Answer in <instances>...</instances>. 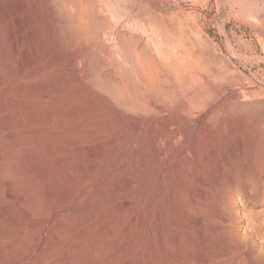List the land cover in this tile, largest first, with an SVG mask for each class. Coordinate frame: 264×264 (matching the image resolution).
<instances>
[{"label": "rangeland", "instance_id": "1", "mask_svg": "<svg viewBox=\"0 0 264 264\" xmlns=\"http://www.w3.org/2000/svg\"><path fill=\"white\" fill-rule=\"evenodd\" d=\"M69 1H61L66 14L79 17L82 10H93L100 41L60 32L53 0H0V157L6 168L21 170L14 180L0 175V264H90L94 259L99 264H204L200 257L209 250L224 246L234 252L237 237L245 236L239 244L250 248L251 257L232 252L206 264H264V0H137L138 14L126 0H78L81 8ZM108 30H133L143 37L142 45L158 34L184 36V91L171 95V87L162 85L157 87L161 107L131 112L82 79L83 64L74 67L71 60L83 48L108 64L106 74L121 78L132 66L125 64L127 55ZM149 43L148 52L160 61L162 51ZM196 135L203 142L197 147ZM213 155L221 160L218 166L212 167ZM72 176L78 180L71 183ZM54 188L56 195L50 192ZM100 188L109 194L98 199L96 210L69 223V210L53 213L60 195L70 209L87 203ZM31 200L40 211L32 217L24 211ZM123 200L129 205L117 212ZM214 211L230 216L232 226L223 230L220 220L213 222ZM249 212L257 215L255 230L246 227ZM60 226L64 229L56 233ZM49 242L55 244L51 250ZM124 242L131 245L128 250Z\"/></svg>", "mask_w": 264, "mask_h": 264}, {"label": "bare ground", "instance_id": "2", "mask_svg": "<svg viewBox=\"0 0 264 264\" xmlns=\"http://www.w3.org/2000/svg\"><path fill=\"white\" fill-rule=\"evenodd\" d=\"M62 0H53V2H52V4H54V9H55V12H56V18H57V20H55V21H57V27H59L60 29V32L61 31H63V32H65V33H67V35L70 37L71 36V38H73V37H75V36H73L72 37V35L75 33V32H79V34H78V36H80V37H84L83 39H87V40H84V41H88L89 39L88 38H91L90 40H91V42L93 41V42H95L94 40H96V39H98V38H100L99 36V30H97V28H98V25H97V21L95 22L94 21V18H93V15H91L92 14V11L90 12L89 10L88 11H83L82 10V12H83V14H81L80 12H81V10L78 12L77 10V12L78 13H80L79 14V17L75 14V12H73L74 14L73 15H70V14H66L65 13V8H64V6H63V4H62V2H61ZM70 1H73V3H74V5H75V7H76V5L78 6V8H81V7H79V1L78 0H70ZM69 1V2H70ZM81 1V0H80ZM125 1V0H124ZM126 1H129V4H130V6H131V10H133V11H131L132 13L134 12V13H137L138 14V11H136V9H135V6H137V0H126ZM144 1V0H143ZM150 1V0H149ZM88 2V1H87ZM155 2V1H154ZM64 3V2H63ZM125 3V2H124ZM65 5V4H64ZM71 5H72V3H71ZM83 5V4H82ZM153 5V4H152ZM86 6H88V5H86L85 4V6H84V8L86 7ZM139 6V5H138ZM93 7V6H92ZM91 7V8H92ZM87 8V7H86ZM86 8L84 9V10H86ZM89 8V7H88ZM156 8V7H155ZM142 10H145L146 11V9H143V8H141ZM49 10V9H48ZM127 10V9H126ZM140 10V9H139ZM142 10H141V12H142ZM73 11V10H72ZM148 11V10H147ZM161 12V14H162V10L160 11ZM50 13V12H49ZM91 13V14H90ZM127 13V12H126ZM143 13H145L144 11H143ZM142 13V14H143ZM148 13V12H147ZM145 14V15H149V14ZM159 13V12H158ZM142 14H140V16L142 15ZM164 14H165V12H163V16H164ZM130 15V14H129ZM51 16H52V14H51ZM127 17V16H126ZM142 17H143V15H142ZM142 17H140V18H142ZM151 17H150V15H149V17L148 18H146V19H150ZM137 19H139V18H137ZM50 20V19H49ZM54 20V19H53ZM133 20H134V18H133ZM136 20V19H135ZM140 20V19H139ZM138 21V20H137ZM143 21V20H142ZM145 21V20H144ZM150 24L152 23V22H150L149 20H147ZM155 22H157V21H155ZM172 22V21H171ZM52 23V22H51ZM174 24V23H173ZM152 25V24H151ZM171 26H172V24H170ZM52 26V25H51ZM116 26H118V25H116ZM150 26V25H149ZM55 27V26H54ZM137 27H138V25H137ZM174 27V26H173ZM111 28V27H110ZM109 29V28H108ZM111 29H115V28H111ZM132 29V28H131ZM135 29V28H134ZM155 29V28H154ZM56 30V29H55ZM112 30V32H110V30H108L109 32L108 33H111L113 36H115L116 37V39H117V41H118V43H119V47H122V48H115V47H117L116 45L114 46V49H119L120 51H121V49H124V50H122V51H124L123 52V54H125V55H127V59L125 58H123L124 59V61L125 60H127V62L125 61V64H131L132 66H130V68L128 67V70L126 69V73L123 75V77H121V75L123 74V72H122V74H120V73H118L119 71H120V69H118V71H117V74H119V76L121 77V78H118V77H116V76H113V75H109V74H106V73H104V69H105V67H107L108 66V64H107V66H106V64H104V62L105 61H101L98 57H95V56H90L89 55V51H88V48H83V49H80V50H78V52L76 53V55H74V57H72L71 55V57L73 58L71 61H72V63H73V66L75 67V64L77 63V64H83V68H84V70L82 71V79H84V80H86V81H88V82H90L97 90H99L100 92H102V93H104V94H106L107 96H109L116 104H117V106H119L120 108H122V109H124V110H127V111H131V112H136V111H138V110H145V113H146V110H151V111H154L155 112V110L156 109H158L159 108V106L161 105V103L163 104V100H161V99H163V97L161 98L160 97V95H158V91H157V87H160L161 89L160 90H162V85H164V86H170L171 88H167V87H165V88H167V89H169L170 91H171V95L172 94H175V95H177V93L178 92H183L184 91V89H185V45L183 44V42H181L180 41V39L182 38H184V36H180L179 38H177L176 39V37H173V36H169V35H167V34H165V35H162V34H158V35H156V36H151L150 37V40H148L152 45H155V46H157L158 47V49L160 50V52L162 51V55L160 56V61H157V59L155 58V57H153L149 52H148V50H147V43H148V41L146 42H144L145 44L144 45H142V42H143V40H142V38L141 37H138L134 32H133V30H131V32H128V33H124V32H114ZM163 32H164V30H162ZM57 31H55V33H56ZM60 32H59V34H60ZM103 33L105 32V31H102ZM133 32V33H132ZM106 33V32H105ZM104 33V34H105ZM67 35H66V37H67ZM108 36H109V34H107ZM112 35H111V38H112ZM78 36H76V37H78ZM102 37H103V34L101 35ZM68 37V38H69ZM75 37V39H77ZM52 38H54V37H52ZM103 38H107V36L105 35ZM110 38V37H109ZM108 38V39H109ZM75 39H72V41L71 42H69V43H71L72 45H73V43L72 42H74L75 44L76 43H78V42H75V41H73V40H75ZM81 39V38H80ZM94 39V40H93ZM107 39V43H108V40ZM114 39V38H113ZM147 39V38H146ZM66 40V39H65ZM68 40V39H67ZM106 40V39H105ZM176 40L178 41H180V43H177L175 46H174V44H173V42H176ZM185 40V39H184ZM96 41H100V40H96ZM112 41V39L110 40V42ZM117 41H115V42H117ZM183 41V40H182ZM90 42V41H89ZM109 42V43H110ZM185 42V41H184ZM50 43V42H49ZM68 43V44H69ZM112 43H114L113 41H112ZM149 43V44H150ZM82 44H84V43H82ZM99 44V43H98ZM103 44V43H102ZM171 44L174 46V47H171ZM51 45V44H50ZM58 45V44H57ZM71 45V46H72ZM85 45H86V43H85ZM84 45V46H85ZM90 45V44H89ZM95 45V44H94ZM104 45V44H103ZM102 45V46H103ZM108 45V44H107ZM73 46H81V45H73ZM83 46V45H82ZM100 46V45H99ZM86 47V46H85ZM87 47H89L88 45H87ZM105 47H106V44H105ZM104 47V48H105ZM75 48V47H74ZM74 48H71V49H74ZM81 48V47H80ZM90 48V47H89ZM100 49H101V47H99ZM103 48V49H104ZM107 48H108V46H107ZM113 48V47H112ZM76 49H78V48H76ZM103 49H101V51L103 50ZM157 49V48H156ZM155 49V50H156ZM93 50H96L95 52H96V54H99L100 52H98L97 53V49H96V47L95 48H93ZM92 50V51H93ZM99 50V49H98ZM118 50V51H119ZM100 51V50H99ZM122 51H121V54H122ZM64 53H66V55H67V52H65V51H63ZM91 52V51H90ZM127 54H126V53ZM39 53V52H38ZM60 53V52H59ZM91 54H93V53H91ZM133 54H135V61H136V63H137V65H135V63H134V58H133ZM95 55V54H94ZM35 56V55H34ZM124 56V55H123ZM24 59V58H23ZM129 59V60H128ZM128 61H130V63L128 62ZM21 62V61H20ZM23 64V63H22ZM77 64H76V66H77ZM127 65V66H128ZM21 66V65H20ZM72 66V67H73ZM126 65L124 66L125 68L127 67ZM19 68V67H18ZM79 68V67H78ZM82 68V67H81ZM209 68V67H208ZM76 69V68H75ZM75 69H71V70H75ZM106 70V69H105ZM76 71H81V69L79 70H77L76 69ZM124 71V70H123ZM107 72V71H106ZM75 76V75H74ZM79 76V75H78ZM2 80V77L0 76V81ZM173 81H175V83H176V85H173ZM205 86V85H204ZM204 86H202V88L204 87ZM207 87V86H206ZM227 87V86H226ZM199 88V87H198ZM187 90V89H186ZM203 90V89H202ZM201 89H200V91H202ZM215 90V89H214ZM165 90L163 89V92H164ZM168 91V90H167ZM199 91V90H198ZM199 91V92H200ZM226 91V90H225ZM158 92V93H157ZM187 92V91H186ZM212 92V91H211ZM221 92V91H220ZM162 93V92H161ZM164 93H166V95H167V92L165 91ZM196 93L198 94V92L196 91ZM223 93H225V92H223ZM227 93H230V95L232 96V94L235 96V95H237V94H235V92H233V91H230L229 90V92H227ZM160 94V93H159ZM182 93H180V95H181ZM185 94V93H184ZM183 94V95H184ZM217 94H219V93H217ZM220 94H222V92L220 93ZM180 95H178V97H180ZM183 95H181V98H182V96ZM196 94H194V96L193 97H197V95L195 96ZM205 95V94H204ZM226 95L227 94H225V97H226ZM149 96H150V98H149ZM164 96H165V94H164ZM174 96V95H173ZM185 96V95H184ZM184 96H183V98H184ZM212 96V95H211ZM216 96V95H215ZM214 96V97H215ZM166 97V96H165ZM176 97V96H175ZM177 97V98H178ZM199 97H200V95H199ZM204 96H201L200 98H201V100L203 99L204 101H206V102H209L206 98H207V96H205L206 98H203ZM210 97V96H209ZM214 97H211V98H214ZM217 98H219L218 97V95L216 96ZM216 97H215V100H216ZM223 97V96H222ZM5 98V97H4ZM3 98V99H4ZM171 98H172V96H171ZM174 98V97H173ZM176 98V99H177ZM183 98H182V100H183ZM211 98H210V100H211ZM224 98V97H223ZM232 98V97H231ZM175 98H174V100L173 99H170V100H173L174 101V104H176L175 102L176 101H178V99L176 100ZM206 99V100H205ZM209 99V98H208ZM168 100V99H167ZM223 100V99H222ZM237 100H238V98H237ZM165 102H166V100H164ZM173 101H170V102H172L173 103ZM181 100L179 99V102H180ZM198 101V100H197ZM200 101V100H199ZM199 101L198 102H196V103H199ZM216 101H218V100H216ZM2 102V101H1ZM183 103H185V101L183 100L182 101ZM205 102V103H206ZM212 102H213V100H212ZM4 103V102H3ZM2 103V104H3ZM167 103V102H166ZM201 103V102H200ZM218 103V102H217ZM165 104V103H164ZM179 104H182V103H179ZM212 104V103H211ZM178 105V104H177ZM205 105V104H204ZM208 105V104H207ZM213 105V104H212ZM102 106V105H101ZM100 106V107H101ZM179 106V105H178ZM184 106H186V105H184ZM206 106V105H205ZM205 106H204V108H205ZM211 106V105H210ZM215 107H216V105H214ZM213 106V107H214ZM104 107V106H103ZM161 107V106H160ZM180 107H181V105H180ZM179 107V108H180ZM187 107V106H186ZM199 107V106H198ZM200 107H202V109H203V106L201 105ZM240 107V106H239ZM244 108H246L245 107V105L243 106ZM91 108V107H90ZM178 108V107H177ZM182 108H184L183 106H182ZM244 108H241L240 107V112H243V113H245L244 111H246V115H247V111L248 110H246V109H244ZM215 109V108H214ZM89 110H92V109H89ZM188 110V109H187ZM157 112V111H156ZM188 112V111H187ZM187 112H185V113H187ZM212 112H214V110L212 111ZM239 111L237 110V114H240V113H238ZM111 113V112H110ZM152 113V112H151ZM235 116H238V115H236V113H235ZM234 116V117H235ZM240 116V115H239ZM238 116V117H239ZM238 117H235L236 119L238 118ZM242 117V119L244 118L243 116H241ZM248 117V116H247ZM247 117H245V118H247ZM241 119V118H240ZM117 120V119H116ZM244 120V119H243ZM242 120V121H243ZM244 122V121H243ZM240 123H241V120H240ZM241 124H243V123H241ZM245 124V123H244ZM239 126H240V124H239ZM242 126V125H241ZM4 127L6 128L7 127V125H6V123H4ZM221 129V128H220ZM242 129V128H241ZM239 130V129H238ZM210 131V130H209ZM241 131V130H240ZM248 131V130H247ZM213 132V131H212ZM209 133V132H208ZM234 133V132H233ZM242 133V132H241ZM243 133H245V131L243 132ZM243 133L241 134V135H243ZM247 133V132H246ZM252 133V132H251ZM239 135V138H240V133H238ZM253 134V133H252ZM118 135V134H117ZM211 135H214V134H211ZM199 136V135H198ZM237 136V135H236ZM236 136H235V139H236ZM120 137V136H119ZM195 137V143L196 144H198V145H196L195 143V145H196V147L197 146H199L200 145V143L201 142H199V138L197 137V135L196 136H194ZM209 137H211V136H209ZM215 137V136H214ZM242 137H244V136H242ZM116 138V137H115ZM208 138V137H207ZM211 138H213V137H211ZM214 140H215V138H214ZM221 140H223V139H221ZM220 140V141H221ZM238 140V139H237ZM241 140V139H240ZM228 141V140H227ZM212 142V141H211ZM230 142V141H229ZM238 142V141H237ZM203 143V142H202ZM202 143H201V145H202ZM210 143V142H209ZM214 144V143H213ZM233 144V143H232ZM236 144V143H235ZM221 145H224V144H221ZM230 145V144H229ZM244 145V144H243ZM205 146H206V144H205ZM211 146V145H210ZM225 146V145H224ZM195 147V148H196ZM200 147H202V146H200ZM203 147H204V145H203ZM201 148L202 150H204V148ZM230 147H232V145H230ZM237 147V146H236ZM236 147H233V148H236ZM241 147H242V145H241ZM200 149V148H199ZM209 149H210V147H209ZM223 149V148H222ZM221 149V150H222ZM229 149H231V148H229ZM237 149H238V147H237ZM248 149V148H247ZM195 150H197V149H195ZM202 150L200 151H198V152H201L202 153ZM240 150H242V148L240 149ZM215 151H216V149H215ZM223 151V150H222ZM227 151V150H226ZM231 151V150H230ZM232 151H233V149H232ZM228 152V151H227ZM219 153V152H218ZM217 153V154H218ZM248 154H249V152H247ZM246 153V154H247ZM210 154V153H209ZM223 153H221V155H222ZM227 154L228 153H226V156H227ZM247 154V155H248ZM256 154V153H255ZM207 155V154H206ZM212 155V154H211ZM210 155V156H211ZM223 155H225V154H223ZM229 155V154H228ZM200 156H201V154L198 156L197 155V157H199L200 158ZM204 156V155H203ZM203 156H201V157H203ZM219 156H220V154H219ZM219 156L218 155H213V158H212V162L214 163H212V167L213 166H218V164H219V162H221V160L219 161ZM249 156V155H248ZM253 156V155H252ZM209 157V156H208ZM212 157V156H211ZM1 158V157H0ZM198 158V159H199ZM225 158H228V157H225ZM200 159H202V158H200ZM199 159V160H200ZM209 159H211V158H209ZM222 159H224V158H222ZM230 159V158H229ZM256 159V158H255ZM203 160V159H202ZM202 160H201V162H202ZM257 160V159H256ZM262 160V159H261ZM6 160L4 159V158H1L0 159V175H1V177L2 178H7V179H9V180H14L20 173H21V170L20 169H18V168H16V167H5V165H4V162H5ZM206 162H208L207 161V159L204 161V163H202L203 165L206 163ZM250 162V161H249ZM199 163V162H198ZM227 163V162H226ZM259 163V162H258ZM135 164V163H134ZM201 164V163H200ZM206 164H208V163H206ZM206 164H205V166H206ZM246 164V163H245ZM211 165V164H210ZM222 165V164H221ZM247 165V164H246ZM250 165V164H249ZM256 165V164H255ZM264 164H262V166H263ZM209 165H207V168H209L208 167ZM257 166V165H256ZM202 167V166H201ZM211 168V167H210ZM258 168H260V166L258 167ZM212 169V168H211ZM214 169H215V167H214ZM86 172V171H85ZM196 172H197V170H196ZM212 172H214L213 170H212ZM252 172V171H251ZM87 173V172H86ZM207 173V172H206ZM210 173V172H209ZM258 174V173H257ZM196 176H197V174H196ZM208 176H209V174H208ZM77 176H75V177H71V183H73L72 182V179H75ZM207 177V176H206ZM210 177V176H209ZM196 178V177H195ZM75 180H78V178H76ZM199 180V179H198ZM208 180H211L210 178L208 179ZM133 181V180H132ZM201 181V180H200ZM204 181V180H203ZM76 182V181H75ZM75 182H74V184H75ZM79 182V181H78ZM135 182V181H134ZM192 182V181H191ZM198 182V181H197ZM202 182V181H201ZM200 182V183H201ZM210 182V181H209ZM211 182H212V180H211ZM77 184H79V183H77ZM197 184V183H196ZM248 181H244L243 182V187H246V189H247V187H248ZM72 185V184H71ZM198 185V184H197ZM202 185H203V183H202ZM75 186V185H74ZM74 186H72V187H74ZM204 186V185H203ZM54 187H56L55 185H54ZM200 187V186H199ZM202 187V186H201ZM53 188V187H52ZM103 188H105V187H103ZM101 189L100 188V190H98L97 191V193H95V194H92V196L91 197H89L90 198V200L86 203H84V205H82L81 207H73V208H70V209H68V208H66V206L64 205L65 204V201H63V200H65L64 199V196L65 195H60L62 198H60L59 196H57V197H59V203L57 204V207L56 208H53V213H55V214H60V213H62L63 211H65V213H66V211L67 210H69L70 212H68L69 214H65L64 213V215H66V222L67 223H69V222H72L73 220H75V219H78V218H80L81 216H83L84 215V213L86 212V211H88V210H96L97 209V207H98V205L99 204H97V202H99L100 200H98L99 198H102L101 200H103L104 198H107V196H108V191L107 190H104V189ZM249 189H250V187H248ZM75 191H77V187H75ZM97 190V189H96ZM60 191V190H59ZM74 191V192H75ZM9 193H8V195L9 196H12V194H13V192L10 190V191H8ZM51 194H57V193H59L58 192V190L56 189V188H54V189H51ZM201 192V191H200ZM78 193L79 192H77V195H78ZM59 195V194H58ZM238 196V193L235 191V196ZM196 197V196H195ZM197 199V198H196ZM236 199H237V197H236ZM26 200V199H25ZM198 200V199H197ZM85 201V200H84ZM82 204H83V202H82ZM120 204H121V202H120ZM81 205V204H80ZM128 205H129V203L127 202V200L124 202V200H123V203L121 204V206L120 207H118V205L117 206H115L116 208H117V212H121V211H123V210H125L127 207H128ZM190 207V206H189ZM3 207H1V209H2ZM24 208V207H23ZM25 209V210H24ZM23 210L24 211H26L31 217L35 214H39L38 212H40L39 211V209L38 208H36V207H34V202L31 200V201H28V202H26L25 203V208H24ZM113 209H114V207H113ZM187 209H189V208H187ZM112 210V209H111ZM216 210V209H215ZM221 210V209H220ZM219 210V211H220ZM113 211V210H112ZM115 211V210H114ZM226 212H227V210H225ZM250 211V210H249ZM49 212H50V210H49ZM105 213L107 212V210L106 211H104ZM103 212V213H104ZM215 212V211H214ZM224 212V211H223ZM225 212V213H226ZM112 213V212H111ZM0 214H1V212H0ZM2 214L4 215V216H7L6 214H8V212H7V209L6 208H3L2 209ZM47 214H48V212H47ZM257 214V213H256ZM215 217L217 218V220L216 221H213V222H217L218 220H220L223 224H222V227H223V230H226L228 227H230V225H231V218H230V216H228V217H224L223 215H219L218 213H216L215 212ZM246 215L250 218V220H249V222H248V225L246 226L247 228H248V230L250 229V230H255L256 229V226H257V223H256V218H255V216H257V215H255L253 212H249L248 214L246 213ZM62 217H63V214L61 215ZM60 216V217H61ZM104 216H108L107 214L106 215H104ZM194 216V215H193ZM214 217V218H215ZM244 217V216H243ZM98 218H100V216H98ZM101 218H102V215H101ZM101 218H100V220H101ZM63 219V218H62ZM65 219V218H64ZM103 219V218H102ZM237 219H238V217H237ZM99 220V219H98ZM65 221V220H64ZM63 221V222H64ZM97 221V220H96ZM95 221V222H96ZM97 222H99V221H97ZM120 222V221H119ZM238 222V221H237ZM61 223H62V221H61ZM66 223V224H67ZM133 223V222H132ZM198 223V222H197ZM202 223V222H201ZM218 224L220 223L219 221L217 222ZM94 224V223H93ZM121 224V223H120ZM175 224H177V223H175ZM206 224V223H205ZM208 224V223H207ZM58 225V224H57ZM202 226V225H201ZM220 226V225H219ZM218 226V227H219ZM232 226V225H231ZM116 227V226H115ZM197 227V226H196ZM105 228V227H104ZM203 228V227H202ZM220 228V227H219ZM245 228V227H244ZM64 228H62L61 226H60V228H58V230H57V232L56 233H58V232H60V231H62ZM66 229V228H65ZM160 229V228H159ZM205 229V228H204ZM211 229V228H210ZM214 229H216V228H214ZM236 229V231H237V228H235ZM234 229V230H235ZM241 229V228H240ZM240 229H239V231H240ZM55 230V231H56ZM101 230H103V229H101ZM133 230V229H132ZM157 230H158V228H157ZM162 230V229H161ZM217 230V229H216ZM231 230V229H230ZM55 231L53 232V233H55ZM67 231H68V228H67ZM104 231H106V230H104ZM160 231V230H159ZM238 231V232H239ZM125 232V231H124ZM127 232H128V230H127ZM177 232H180V231H177ZM202 232V231H201ZM227 232H228V230H227ZM232 232V231H231ZM55 233V234H56ZM83 233H84V231H81L80 233H79V235L80 236H82L83 235ZM102 233V232H101ZM205 233V232H204ZM237 233V232H236ZM236 233H235V235H236ZM244 233V232H243ZM54 234V235H55ZM177 234V233H176ZM53 235V234H52ZM103 235V234H102ZM160 235V234H159ZM206 235V234H205ZM232 235V234H231ZM161 236V235H160ZM178 236H180V235H178ZM55 237V236H54ZM99 237H101V234H100V236ZM98 237V238H99ZM176 237V236H175ZM183 237V236H182ZM227 237V236H226ZM236 237V236H235ZM104 238V237H103ZM58 239V238H57ZM128 239V245L130 244V238L128 237L127 238ZM130 239V240H129ZM162 239V238H161ZM176 239V238H175ZM200 239V238H199ZM227 239H229V238H227ZM242 239H247V237L245 236L244 238H241V237H237V240H236V242H234V244H233V246L235 247V251L233 252V251H231V247H224V246H221V247H219L218 249L216 248V250L214 249V250H209V254H208V256H205V257H200V263H204V264H206V263H211V261H220V260H223V259H225L227 256H229L232 252H233V255L234 254H238V253H242V257H244V255H245V257L247 256V257H251L252 256V251L250 250V248H243V247H241L240 246V244L239 243H241L242 241ZM179 240V239H178ZM177 240V241H178ZM259 240V239H258ZM262 240V239H261ZM45 241V239L43 240V242ZM200 242H201V240H199ZM203 241V240H202ZM230 241V240H229ZM234 241V240H233ZM100 242V241H99ZM102 242V241H101ZM127 242H124L125 243V247H126V243ZM133 242V241H132ZM179 242V241H178ZM54 243V242H53ZM53 243H51V242H49L48 243V245H47V249H49V250H51L54 246H55V244H53ZM164 243V242H163ZM177 243V242H176ZM219 243V242H218ZM217 243V244H218ZM57 244V243H56ZM105 244V243H104ZM103 244V245H104ZM222 243H220V245H221ZM228 244H229V242H228ZM227 244V245H228ZM98 245V244H97ZM127 245V246H128ZM133 245V244H132ZM225 245V244H224ZM226 245V246H227ZM230 245V244H229ZM232 245V244H231ZM122 246V245H121ZM123 246H124V244H123ZM131 246V245H130ZM130 246H128V247H130ZM100 247V246H99ZM98 247V251H101L102 249V247H104V246H102L101 248H99ZM124 247V248H125ZM128 247H126L125 249L126 250H128L129 248ZM233 247V248H234ZM123 248V249H124ZM162 248V247H161ZM215 248V247H214ZM232 248V250H234ZM257 248H258V246H257ZM261 248V247H260ZM96 249L94 250V252L96 251ZM101 249V250H100ZM209 249V248H208ZM262 249V248H261ZM264 249V248H263ZM125 251V250H124ZM93 252V253H94ZM179 252V251H178ZM204 252V251H203ZM76 253H78V249H74L73 250V253L72 254H76ZM101 254V253H100ZM93 256L95 255V254H92ZM232 255V254H231ZM92 256V257H93ZM101 255H99V257H100ZM91 257V258H92ZM98 257V258H99ZM246 259V258H245ZM248 259V258H247ZM251 259V258H250ZM249 260V259H248ZM255 260V259H254ZM99 261V260H98ZM96 259H94L90 264H99V262H98ZM253 261V260H252ZM256 261V263H257V260H255ZM224 264H227V263H225L224 261H222ZM221 262V264H223ZM227 262V261H226ZM229 262V261H228ZM264 263V262H263ZM107 264V263H106ZM219 264V263H218ZM229 264V263H228ZM232 264V263H231ZM255 264V263H254Z\"/></svg>", "mask_w": 264, "mask_h": 264}]
</instances>
